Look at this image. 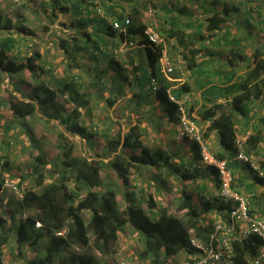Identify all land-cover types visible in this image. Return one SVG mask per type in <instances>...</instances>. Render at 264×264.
<instances>
[{"label":"rangeland","instance_id":"1","mask_svg":"<svg viewBox=\"0 0 264 264\" xmlns=\"http://www.w3.org/2000/svg\"><path fill=\"white\" fill-rule=\"evenodd\" d=\"M52 1L0 0V23L3 25L6 19H9L12 24L26 28L24 33L12 29L9 34L8 30L0 27V39L7 35L15 39L14 47L8 55L16 62H20L27 57H33L35 52L40 54L36 60L38 68L34 72L24 70L13 75L0 73V178L3 177L8 181L7 186L21 180L24 187H36L34 180L37 173L34 170H40L44 174L43 184L58 178V174L54 175L51 172L52 163L60 149L56 144L58 130L71 140L73 155L106 162L116 153L128 156L130 154L128 149L118 147L112 152L107 143L119 132L123 136L134 124L139 125L142 132L141 141L144 145L171 154L174 166L188 165L187 162L193 157L192 140L180 133L179 123L168 122L166 117L157 121L155 115L162 114L155 91H160L166 81L156 78L153 80V88L151 86L149 89H140L136 83L130 86L124 82L110 65L117 61L123 68L131 70L139 64V51L144 47V43L140 44L141 39L136 36L129 42L130 40L117 38L116 44L104 47L105 55L98 54V58L92 55L91 47L88 46L87 49L76 53L74 61L78 66L75 67L74 64L69 63V60H72L71 56L65 53L59 44L61 40L71 41L77 31L81 33L84 29L77 30L75 25L73 26L72 22L78 19L71 12L62 13L53 9L54 13H52L50 5ZM224 5L232 11L218 31L208 32L205 29L206 18L211 15L212 10H221ZM110 6L113 8L111 9ZM90 8L97 17H105L108 24L114 22L117 13L124 15L132 13L136 24H145L147 31L159 36L158 43L162 46L161 59L171 68L169 72L166 71L168 76L166 80L171 88L180 87L182 84L188 85L187 106L190 117L197 121L200 110L214 101L230 99L234 93L240 92L236 85L226 90L230 84L237 83L246 70V65L243 63L233 68L227 63L231 47L229 41H238L237 47L246 55H250L255 47L264 49V0H91ZM176 28L183 31L185 42H192L188 45V49L183 48L177 38L168 37L167 31ZM87 30L93 33L94 25L89 24ZM76 36L80 37V35ZM104 38L107 42L112 40L111 36L104 35ZM69 44L72 47L71 43ZM190 48L198 51L196 55L198 65L194 71H188L187 58L184 57V54L190 56ZM147 68L150 69V65H147ZM128 75L131 76L129 72ZM55 80L58 82L53 85ZM61 83L69 84L66 92L57 89L62 87ZM40 85L56 91L53 98L57 103L56 109L45 111L46 107L34 101L35 114L25 122L19 123L9 109V95L13 94L20 99L28 100L35 88ZM43 96L44 93L41 92L39 97L43 98ZM109 97L113 100L111 104L108 103ZM248 108L249 113L246 118L237 111H233V115L239 137L246 138L250 133L260 131L262 141L259 152L251 155L253 163L258 167L264 164V105L260 99H254ZM75 110L79 116L74 121L83 128L84 134L66 129L60 122V117L50 115L57 112L60 116L71 114L74 118ZM186 112L188 114V111ZM195 120L192 122L197 124ZM200 125L201 131H204L208 122H200ZM27 128L34 134V142L29 139ZM212 138L215 137L211 135L206 141L211 145L212 150H216ZM36 154L42 155L44 164L34 160ZM200 166L198 171L189 169L194 177L187 180H181L173 172L168 173L166 168L155 170L145 164L140 165L138 169H131L126 185H123L109 168L102 172V175L108 176L109 183L118 187L116 198L121 206L129 204L130 194H134L135 206L147 211L148 193L152 192L159 208L165 206L171 214H176L177 200L182 187L197 195V186L203 184L211 195H214L213 176L204 169V165ZM243 168L242 170H248ZM233 169L235 187L239 188L243 182L253 180L252 176L241 175L236 165ZM260 170L264 172L262 168ZM253 184L257 183L253 181ZM67 186L73 188V181L67 182ZM38 189L39 187H36V190ZM253 190L255 195L250 198L261 210L259 215L264 217V190H256V187ZM253 190L246 187L240 189L248 198V193ZM84 192L85 190L82 191L81 196ZM258 192L260 196L257 195ZM9 193H12L9 187L0 191V218L4 220L0 227L4 230H7L9 225L20 216L18 213L11 215L10 209L14 207L6 203ZM194 197L195 202L198 203L200 198ZM211 198H215V195ZM259 198L263 200V204ZM217 202L215 201L214 204ZM73 203H76V200ZM27 213L31 212L26 211L24 215ZM219 217L221 213L211 211L207 213L206 218L204 217L203 224L206 220L213 224ZM141 249L142 242L139 235L126 226L119 233L113 252L101 256L93 248L91 255L94 264H118L120 261L146 264L149 260H141L137 255ZM38 251L39 249L37 253ZM26 252L29 257L36 254L35 249L26 248ZM65 256L56 258L52 264H64ZM2 259L4 264H25V258L19 256L12 237L2 246ZM175 261L174 257L169 264H176Z\"/></svg>","mask_w":264,"mask_h":264},{"label":"trees","instance_id":"2","mask_svg":"<svg viewBox=\"0 0 264 264\" xmlns=\"http://www.w3.org/2000/svg\"><path fill=\"white\" fill-rule=\"evenodd\" d=\"M70 1L53 0L50 4L52 13H54L53 9L62 13L71 12L78 19L76 22H72L73 26L75 25L77 30L84 29V32L81 33L77 31L79 34L75 33L70 39L71 41H60L59 45L73 60H69V63L77 67L78 64L74 61L76 53L82 49H87L88 46L91 47L92 55L98 58V54L105 55L104 47L116 44L117 38H124L131 42V39L138 36L139 40L141 39L140 44L144 43V47L138 55L139 64L131 70L123 68L117 61L110 65L124 82L130 86L136 83L140 89H149L151 86L153 88V80L156 78L166 81L160 91H155V97L162 114L153 113V115H157V121L166 117L168 122L180 124L182 113L179 110V104L169 99L167 91L170 90V93L179 100L186 94L188 95L189 87L187 84H182L176 88L169 86L166 76L161 71L162 46L160 43H154L148 39L147 26L136 24L132 13L127 15L117 13L114 22L108 24L105 17H97L93 14L90 8L91 0H86V2L83 0ZM111 7L113 8V6ZM231 11L232 9L226 5L222 6L221 10H212L211 15L206 18L205 29L211 33L218 31ZM126 18L128 22H126ZM114 23H117L118 26L115 27ZM89 24L94 25L93 33L87 30ZM0 27L3 30H8V32L15 29L18 33H24L26 30L23 26L12 24L9 19H6L3 25L0 23ZM183 34V31L178 28L167 31L169 38H177L179 44L188 49V45L192 42H185ZM76 35H80V37ZM104 35L111 36V42H107ZM83 37H85L84 40ZM14 43L15 39L10 35L0 39V73L6 72L13 75L24 70L34 72L38 68L36 60L40 54L35 52L33 57H27L24 61L16 62L14 58L8 55V52L14 47ZM229 43H231V47L226 60L227 63L231 68L243 63L246 65V70L239 81L227 86L226 90H230L236 85L240 92L234 93L230 99L214 101L208 107L200 110L198 113L199 121L190 117L187 101L184 103L185 114L188 119L195 120L198 125L200 122H208L203 131V137L207 140L211 135L215 137L212 140L216 150H212L210 144L209 148L217 159L226 160L232 169L235 165L239 170L243 167L248 168L253 173V181L264 187V177L259 176L251 165L253 163L251 155L259 152V145L262 141L260 131L247 135L244 140H240L239 146L237 144L239 131L233 115V111H237L244 118L248 117V107L254 99H260L264 105V49L255 47L250 55H246L237 47L238 41L232 40ZM189 52V57L184 54V57L187 58V69L194 71L198 65L196 61L198 51L190 48ZM147 65H150V69L147 68ZM128 72L131 76L128 75ZM232 74L234 73L232 72ZM57 82L58 80H55L53 85ZM61 84H63L62 87L57 89L66 92L69 89V84ZM41 92L44 93L43 98L39 97ZM55 95V90L44 85L35 88L28 100L10 94L9 109L15 120L23 123L35 114L36 105L34 101L46 107L45 111L56 109L57 103L53 100ZM107 99L109 104L113 102L111 97ZM50 115L60 117V122L65 125L66 129L84 134L83 128L74 121L79 116L76 110L74 111V118L71 114L61 115V117L57 112ZM200 127L202 129L201 125ZM5 129L7 130L8 126ZM27 135L30 141L34 142V134L29 128H27ZM141 136L142 132L138 124H134L123 136L120 132L117 133L115 137L108 140L109 150L115 152L118 147H121L128 149L130 154L125 156L116 153L106 162L73 155L71 140L58 130L56 138L59 143L56 142V144L60 149L58 156L52 163L51 170L54 175L58 174V178L53 179L48 184H43L44 174L40 170H34L37 173L34 181L36 187H39L38 190L35 186L24 187L21 180L7 186L8 181H5L3 177L0 178V191L5 187H9L12 191L6 200V203L8 202L14 207L10 209L11 215L20 214L19 218L9 225L7 230L0 227V264H4L2 246L7 244L10 237L15 241L19 256L25 258V264H52L53 260L65 255L67 256H65L64 264H94L91 249L95 248L101 256H107L113 252L119 233L126 226L139 235L142 249L138 251L137 255L141 260H149L146 264H169L174 257L175 259L185 258L196 252V248L190 244V238L192 235L201 238L205 231L211 229L212 222L209 220L203 224L207 213L214 210L222 213L231 208L229 203L224 204L216 196L211 198L220 186L217 169L214 166L204 167L213 176L214 195H211V192L203 184L197 186V195L187 190L186 187H182L177 200L176 214H171L165 206L159 208L152 192L148 193L147 211L135 206L134 194H130L131 201L129 204L121 206L116 198L118 187L109 183L108 176L102 175V172L107 168L113 171L115 177L119 178L123 185L127 184L131 169H138L142 164L155 170L166 168L168 173H175L181 180L194 177L189 169L198 171L201 168L199 165L201 157L199 144L187 134L183 136L192 140L191 152L193 157L187 162L188 165L181 164L182 166H174L171 161L173 156L164 150L153 149L144 145ZM240 153L247 157L245 162L237 158ZM34 160L41 164L45 163L40 154H36ZM258 167L259 170L262 168L264 171L263 163ZM69 181H73V188H68L67 182ZM231 186L242 193L239 188L235 187L234 179ZM83 190L85 192L81 196ZM194 196L200 198L198 203L195 202ZM74 200L76 203H73ZM215 201H218L217 204H214ZM249 203L253 204L250 197ZM26 211L31 213L24 215ZM249 213L254 215L250 208ZM3 222L4 220L0 218V225ZM59 232L62 233L59 234ZM262 244L263 241L260 237L252 233L248 234L242 244H234L232 263L246 264L247 258L253 255ZM26 248L35 249L36 254L29 257ZM37 249H39L38 253ZM134 263L141 264L139 262ZM261 264H264V260Z\"/></svg>","mask_w":264,"mask_h":264},{"label":"built area","instance_id":"3","mask_svg":"<svg viewBox=\"0 0 264 264\" xmlns=\"http://www.w3.org/2000/svg\"><path fill=\"white\" fill-rule=\"evenodd\" d=\"M126 22L128 19L126 18ZM117 27V23H114ZM148 39L151 42L158 43L159 36L153 32L146 31ZM162 71L165 76L171 70L168 63H164L161 59ZM167 71V72H166ZM169 99L179 104V110L182 115L180 118V133L187 134L190 138L196 140L200 147V162L199 165L214 166L217 169L220 179V186L217 189L215 196L224 204H230L231 208L222 212L221 217L217 218L211 229L205 231L201 238L194 235L190 238V244L196 248V252L185 258L176 259V264H233L232 257L234 256V244H242L248 234H255L263 241L262 246L257 248L253 255L246 260V264H261L264 260V217L251 215L249 213V198L245 194L238 192L231 186L233 182V169L226 160L217 159L210 151L209 144L206 138L203 137L201 127L190 121L186 114L184 103L187 101V96L177 100L175 96L167 91ZM244 138L238 136L237 144L240 146V140ZM243 162L247 157L240 153L237 155ZM254 170L259 176L264 177V172L251 163ZM8 184V183H6ZM62 232H59L61 234ZM118 264H138L134 262L120 261Z\"/></svg>","mask_w":264,"mask_h":264},{"label":"crops","instance_id":"4","mask_svg":"<svg viewBox=\"0 0 264 264\" xmlns=\"http://www.w3.org/2000/svg\"><path fill=\"white\" fill-rule=\"evenodd\" d=\"M241 169V171L239 170L238 172L241 174V175H243V176H245V177H250V176H252L253 175V173L248 169L247 171H245V169L244 170H242V168H240ZM208 172H209V170H208ZM241 178H242V176H240ZM251 180V179H250ZM248 180V182H244L242 185H240L239 186V189H242V188H248L249 190H253V189H255V187H256V190H259V191H261L262 189L264 190V187L262 186V185H260L259 183H257V184H253V180ZM262 190V191H263ZM263 193V192H262ZM248 195H249V197H252L253 195H255V190H253L252 192H250V193H248ZM258 196H260L259 195V192H258V194H257ZM253 199H256L255 197H253ZM260 199V198H259ZM260 201H261V204H263V200H261L260 199ZM249 208L252 210V213L254 214V215H259V214H261V210L258 208V207H256L255 206V204L253 203V204H251V203H249ZM221 215H222V213H221ZM260 216V215H259Z\"/></svg>","mask_w":264,"mask_h":264},{"label":"clouds","instance_id":"5","mask_svg":"<svg viewBox=\"0 0 264 264\" xmlns=\"http://www.w3.org/2000/svg\"><path fill=\"white\" fill-rule=\"evenodd\" d=\"M147 31V30H146ZM161 71H162V69H161ZM163 72V71H162ZM164 74V73H163ZM166 78L168 79V76H166Z\"/></svg>","mask_w":264,"mask_h":264}]
</instances>
